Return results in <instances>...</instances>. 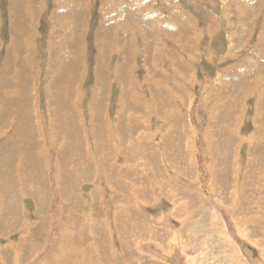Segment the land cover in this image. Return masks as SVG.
Wrapping results in <instances>:
<instances>
[{
  "label": "rangeland",
  "instance_id": "1",
  "mask_svg": "<svg viewBox=\"0 0 264 264\" xmlns=\"http://www.w3.org/2000/svg\"><path fill=\"white\" fill-rule=\"evenodd\" d=\"M0 264H264V0H0Z\"/></svg>",
  "mask_w": 264,
  "mask_h": 264
},
{
  "label": "bare ground",
  "instance_id": "2",
  "mask_svg": "<svg viewBox=\"0 0 264 264\" xmlns=\"http://www.w3.org/2000/svg\"><path fill=\"white\" fill-rule=\"evenodd\" d=\"M173 26V25H172ZM236 224H237V222H235ZM238 227V226H237ZM247 229V228H246ZM238 230H239V232L241 233V234H244V232L243 231H241V229H240V227H238ZM248 232V231H247ZM245 235V234H244ZM209 236V235H208ZM221 237H222V234L220 235ZM254 239V238H253ZM227 241L229 240V239H226ZM222 242H223V240H221ZM226 242V241H225ZM230 243V242H229ZM228 246H231L232 247V245H228ZM230 250H231V248H229ZM230 252H232V256L234 257V258H238L237 257V255L235 254V252L234 251H230ZM237 253V252H236ZM262 256H263V254H262Z\"/></svg>",
  "mask_w": 264,
  "mask_h": 264
}]
</instances>
